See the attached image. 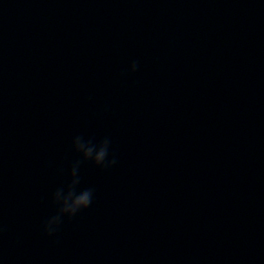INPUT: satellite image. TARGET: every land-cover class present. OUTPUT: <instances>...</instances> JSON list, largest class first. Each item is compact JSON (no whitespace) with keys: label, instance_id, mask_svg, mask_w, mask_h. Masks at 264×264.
Masks as SVG:
<instances>
[{"label":"water","instance_id":"water-1","mask_svg":"<svg viewBox=\"0 0 264 264\" xmlns=\"http://www.w3.org/2000/svg\"><path fill=\"white\" fill-rule=\"evenodd\" d=\"M0 264H264V0H0Z\"/></svg>","mask_w":264,"mask_h":264},{"label":"clouds","instance_id":"clouds-1","mask_svg":"<svg viewBox=\"0 0 264 264\" xmlns=\"http://www.w3.org/2000/svg\"><path fill=\"white\" fill-rule=\"evenodd\" d=\"M137 67L138 64L134 61L129 68V73L135 72ZM110 144L108 137L99 142H94L93 139L85 140L82 136H76L73 139L72 150L79 159L72 164L68 172V183L52 194L51 203L55 212L42 226L45 235L53 236L59 230L64 218L71 219L91 205L94 190L92 188L77 190L80 184L79 169L82 164L89 162L102 169L112 167L116 160L114 157L108 159Z\"/></svg>","mask_w":264,"mask_h":264}]
</instances>
